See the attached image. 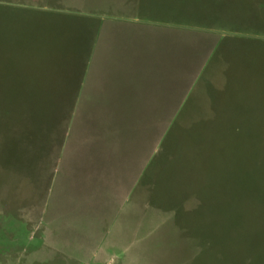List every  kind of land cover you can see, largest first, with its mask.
<instances>
[{
	"label": "rangeland",
	"instance_id": "obj_1",
	"mask_svg": "<svg viewBox=\"0 0 264 264\" xmlns=\"http://www.w3.org/2000/svg\"><path fill=\"white\" fill-rule=\"evenodd\" d=\"M54 1L60 8L50 6L58 14L49 18L67 9L81 19L89 13L79 7L98 2ZM149 1L154 4L142 8V18L183 24L186 51L200 46L192 54L197 66L210 51L126 206L117 211L120 188L155 141L146 122L163 118L164 107L138 106V127L121 125L118 161L106 156L103 180L98 169L95 181H87L94 168L67 169L64 163L50 211L39 224V205L32 200L44 198L47 187L33 185V160L41 152L47 161L48 135L42 131L34 139L26 133L30 114L18 115L22 100L2 84L0 72V264H264V0ZM1 20L0 66L5 45L17 56L26 49L1 42L7 30ZM70 109L59 107L54 115L57 136ZM44 172L41 180L47 181ZM100 201L101 216L90 219ZM104 230L109 233L99 244ZM127 243V251L118 248Z\"/></svg>",
	"mask_w": 264,
	"mask_h": 264
},
{
	"label": "crops",
	"instance_id": "obj_2",
	"mask_svg": "<svg viewBox=\"0 0 264 264\" xmlns=\"http://www.w3.org/2000/svg\"><path fill=\"white\" fill-rule=\"evenodd\" d=\"M54 3V0L0 2L2 27L7 29L2 30L1 42L4 45L5 42L11 45L18 43L19 46L32 42L31 47L24 46L26 49L22 55L5 50L8 44L1 50L2 84H9V89L19 93L22 101L18 109L29 105L51 107L48 113L50 119L46 118L48 114L39 113L30 114L26 119L30 129L26 133L30 132L32 138L37 139V134L41 135L42 131L48 135L44 152L48 156L47 164L41 161V152L33 160V185L40 188L43 184L47 187L44 198L32 200L35 201L34 206L39 205L38 217L35 218L39 224L50 211V198L64 163L67 169L94 168L93 175H89L87 181H95L98 169V178L103 180L102 171L109 163L106 156L112 164L118 161L116 154L120 151L118 132L121 125L125 128L138 127V119H134L138 106L164 107L166 112L161 114V121L156 116V121H152V117L150 122H146L155 141H150L140 163L134 167V176L130 175L124 181L118 203L113 209L117 211L118 206H126L131 190L166 137L169 122L175 119L172 116L177 115V110L185 103L197 82L202 63L210 51L207 49L197 66L192 54L196 56L195 50L199 51L200 46L195 48L192 45L189 52L186 51L183 24L142 18L140 11L149 3L154 4L153 1L98 0L91 8L79 7L80 11L89 13L84 17L81 14V19L67 9L58 10L63 13L61 17L49 18L50 13L58 14L51 11L50 6L60 8ZM23 11L34 13H29V16ZM99 13L100 16L96 17ZM67 14L73 17H65ZM14 27L16 32L8 33ZM13 36L16 37L15 41H12ZM198 39L201 41V38ZM10 57H14V60H10ZM62 106H70L71 109L68 118L66 116L64 132L57 136L54 115ZM164 130H167L166 135ZM43 169L48 170L47 181L41 180L45 176ZM67 199L61 201L66 203ZM101 204V201L97 203L99 212L90 219L101 216ZM108 233L107 230L101 233L103 236L99 244ZM129 245L127 243L118 248L127 251ZM96 246L91 248L90 259L99 248V245Z\"/></svg>",
	"mask_w": 264,
	"mask_h": 264
},
{
	"label": "trees",
	"instance_id": "obj_3",
	"mask_svg": "<svg viewBox=\"0 0 264 264\" xmlns=\"http://www.w3.org/2000/svg\"><path fill=\"white\" fill-rule=\"evenodd\" d=\"M1 13H2V6L0 5V17H1ZM6 28V27H5ZM2 29H4V27H2ZM16 32V27H14L13 28V33H15ZM15 41L16 40V37L15 36H13V39H12V41ZM13 45H15V44H13ZM27 47H26V46ZM25 47L26 48H28V47H31V45H32V42H30V41H28V42H25ZM42 100V99H41ZM59 108V107H58ZM50 109H51V107H49V106H47V105H37V106H35V108L34 107H25V108H23V112L20 110L19 112H18V115H21V114H23V116H25V114H33V113H39L40 115H45V114H48L49 113V111H50ZM26 117H28V115L26 116ZM24 118V117H23ZM27 119V118H26ZM31 120V119H30ZM173 129V128H172ZM171 129V130H172Z\"/></svg>",
	"mask_w": 264,
	"mask_h": 264
}]
</instances>
